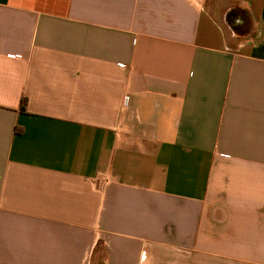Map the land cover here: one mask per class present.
<instances>
[{
  "label": "crops",
  "instance_id": "1",
  "mask_svg": "<svg viewBox=\"0 0 264 264\" xmlns=\"http://www.w3.org/2000/svg\"><path fill=\"white\" fill-rule=\"evenodd\" d=\"M142 251L264 264V0H0V264Z\"/></svg>",
  "mask_w": 264,
  "mask_h": 264
},
{
  "label": "built area",
  "instance_id": "2",
  "mask_svg": "<svg viewBox=\"0 0 264 264\" xmlns=\"http://www.w3.org/2000/svg\"><path fill=\"white\" fill-rule=\"evenodd\" d=\"M126 103H127V97H124L123 105H125ZM140 260H141L140 264H145V262L143 261L144 260V252L143 251L141 252Z\"/></svg>",
  "mask_w": 264,
  "mask_h": 264
},
{
  "label": "trees",
  "instance_id": "3",
  "mask_svg": "<svg viewBox=\"0 0 264 264\" xmlns=\"http://www.w3.org/2000/svg\"><path fill=\"white\" fill-rule=\"evenodd\" d=\"M25 103H26L25 98L24 97H21L20 98V108L24 109Z\"/></svg>",
  "mask_w": 264,
  "mask_h": 264
}]
</instances>
